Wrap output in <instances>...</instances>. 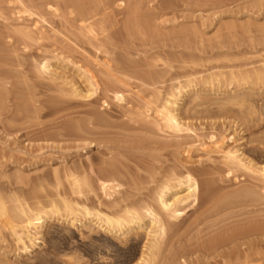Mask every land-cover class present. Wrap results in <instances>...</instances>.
<instances>
[{
  "label": "rangeland",
  "instance_id": "obj_1",
  "mask_svg": "<svg viewBox=\"0 0 264 264\" xmlns=\"http://www.w3.org/2000/svg\"><path fill=\"white\" fill-rule=\"evenodd\" d=\"M263 165L264 0H0V264H264ZM23 207L53 216L19 241Z\"/></svg>",
  "mask_w": 264,
  "mask_h": 264
},
{
  "label": "bare ground",
  "instance_id": "obj_2",
  "mask_svg": "<svg viewBox=\"0 0 264 264\" xmlns=\"http://www.w3.org/2000/svg\"><path fill=\"white\" fill-rule=\"evenodd\" d=\"M49 62V61H48ZM47 62V60H45V61H43L42 63H41V65L39 66V68L42 70V72H45V70H47V69H49L50 68V64ZM257 75H258V73H256V78H257ZM259 76V79L261 78L260 77V74L258 75ZM261 76H262V74H261ZM263 78V77H262ZM261 78V79H262ZM258 79V78H257ZM89 84H91L90 86H94V83L91 81ZM93 88H90L89 90L90 91H88V93H86V94H84L83 93V95H85L84 97H89V95H90V92H91V90H92ZM77 95H79V92L78 93H76ZM82 94V93H81ZM82 96V95H81ZM117 98L119 99V100H122V99H124L123 98V94H118L117 95ZM166 102V101H165ZM166 104V103H165ZM163 105V108L162 109H164L163 110V113L164 114H162L163 115V119L167 122V125L169 126V127H171L172 129H175V130H179L180 128H181V126H183V125H181V123H180V121H179V116H178V114H177V112H176V109L173 107V105L172 104H174V102L172 101L171 102V100H167V104L166 105ZM216 142V141H215ZM220 141H217L215 144L218 146L219 145V148H220ZM230 149H233V148H230ZM230 149H228V151H227V156H228V158H230V159H232L234 162H236L238 165H243V166H245L246 168H248L249 166L247 165L248 164V159L246 158L245 159V156H244V158L242 157H239L238 155H240V154H238L237 153V151H238V149H233V150H230ZM238 154V155H237ZM243 159H245V160H247V161H245V160H243ZM250 161H252V160H250ZM247 162V163H246ZM250 164L249 165H251L253 162H249ZM254 165V164H253ZM251 167H254V168H252V169H256L257 167H256V165H254V166H252L251 165ZM251 167H249V168H251ZM256 167V168H255ZM249 168H248V170H249ZM261 167H259V169H260ZM251 169V171H253ZM261 170L264 172V165L262 166V168H261ZM254 172V171H253ZM258 172V171H257ZM263 175H264V173H263ZM74 177V176H73ZM76 177V176H75ZM78 179V178H77ZM80 181H82V180H80ZM80 181H79V179L77 180V183L78 184H75V185H77V186H80V188H77V189H81V187L82 186H84V185H80ZM185 182V186H186V188L184 189L185 191H184V193L182 192V193H178V194H176L175 196H174V198L173 199H166L165 198V191L163 190V192L162 193H159L160 195H159V199H160V202H161V204H162V206H163V208H164V210L165 211H167V213H169V215L171 216V217H174V218H176V217H178V215H180L181 214V208H179V206H180V204H182V203H185V202H187L188 200H190L191 198H193V197H197L196 195H197V193H198V188H199V185H198V181L196 180V178L191 174V173H188L187 174V176H186V178H185V180H184ZM82 184H84V180H83V183ZM181 184H183L182 182H181ZM105 185V184H104ZM165 186H168V185H165ZM166 187H164V189H165ZM75 190H76V188H74ZM162 189V188H161ZM78 190H76V192H77ZM82 190H80L79 192H81ZM160 191H162V190H160ZM165 192V193H164ZM82 193H83V191H82ZM165 194V195H164ZM5 200V199H4ZM67 199H64V201H63V203H65V206H66V210H67V208L68 209H70V211H71V213H73V211H74V208H72L71 206H73V205H70V202H68V201H66ZM18 201V200H17ZM21 204V203H20ZM52 204H53V202H52ZM19 205V204H18ZM24 206V205H23ZM150 206V205H149ZM19 207V206H18ZM21 207V206H20ZM19 207V208H20ZM57 207H59V206H57L56 205V202H54V204L52 205V208H51V211L54 213V211H55V209L57 208ZM27 208V207H26ZM45 208V209H44ZM43 209H40V210H37L38 208H36V210H34V211H32V208H31V210H30V208H29V212H27L26 211V209L23 207L22 209H20L21 211H20V213L22 212V213H24V214H22V215H24V217H23V221H22V223L23 224H20L21 223V221H19L20 223L18 224V223H16L13 219L12 220H10V222H3L2 223V226L4 225V226H6V225H10V227H11V229H13L14 231H15V234L17 235V240H19V241H24L23 239H24V237L26 236V237H29L30 238V235L32 234L31 233V229H30V227H35V228H40V227H43L44 226V224H45V222L47 221V219L48 218H51L53 215H51V213L48 211V208H49V206H48V208L46 209V207H44ZM146 208V207H145ZM28 209V208H27ZM86 209H88V208H86ZM130 209V208H129ZM183 209V208H182ZM57 210L58 211H60V209L59 208H57ZM85 210V209H84ZM133 209H131V210H128V209H126V211L125 212H127L129 215H127L126 214V216L127 217H125V214L123 215L122 214V216L121 215H117V216H115V217H112V216H108V215H105V214H102L101 216H102V219L100 218V222H104L106 225H107V230L108 231H110V232H113V231H117V230H124L127 226V228H131V224L133 223H136V222H139V223H141V221H142V219L144 218V216H143V214H142V216H141V212L139 213V215H138V212H137V210L138 209H136V210H134V211H132ZM31 211V212H30ZM57 211V212H58ZM77 211V210H76ZM75 211V212H76ZM86 211V210H85ZM88 211V210H87ZM90 211V210H89ZM156 211H158L159 212V210H156ZM155 211V208H153L152 206H150V207H148L147 206V212H148V214L152 217V219H151V221H152V223L153 224H155L157 227L156 228H158V229H156L155 228V230H153L152 228H154V225L150 228V229H152V230H150L151 232L152 231H161L164 227H166V226H164L163 224L164 223H161V221H162V219H161V221L159 220L160 218H159V215H158V213ZM8 212V210H7V208H6V206L4 205V201H3V199L0 197V217H2L3 215H5L6 213ZM86 213H91V212H86ZM70 214V213H69ZM68 214V215H69ZM77 214V213H76ZM75 214V215H76ZM98 214V213H97ZM99 214H101V213H99ZM58 215H59V213H58ZM103 215H105V216H103ZM100 216V217H101ZM124 216V217H123ZM22 217H21V219H22ZM99 217V216H98ZM159 218V219H158ZM144 220V219H143ZM73 222V221H72ZM145 222V221H144ZM163 222H165V221H163ZM138 224V223H137ZM144 223H142V225H143ZM103 225V224H102ZM141 226V225H140ZM164 226V227H163ZM133 227V226H132ZM17 228L19 229V230H17ZM106 228V227H105ZM124 228V229H123ZM1 229V228H0ZM165 230V229H164ZM13 231V232H14ZM150 231H148V232H150ZM150 232V233H151ZM14 234V235H15ZM157 234H159V232H157L156 233V236H157ZM148 235L150 236V234L148 233ZM155 235V234H154ZM152 236V238L154 237H156V236ZM159 236V235H158ZM158 236L156 237V238H158ZM149 238H151V237H149ZM155 238V239H156ZM160 238V237H159ZM159 238L158 239H156V240H159ZM154 240V239H153ZM155 240L153 241V243H151V242H149V243H151L150 245H152V244H154V246H155V248L154 249H156V245H157V243H156V245H155ZM157 242V241H156ZM150 245H145V246H148V248L150 247ZM154 246H152V248L150 247V249H153V247ZM158 247H159V245H158ZM157 247V248H158ZM26 248V247H25ZM147 248V249H148ZM148 250L149 252L151 251V250ZM146 252V251H145ZM152 252H154V250H152L151 251V253ZM155 253V252H154ZM148 254V253H147ZM154 254L152 253V256H153ZM145 256H149L150 257V254L149 255H145V253H144V255H141V258H142V260H143V262H142V260L141 261H138L137 262V264H148V262H149V264H150V258L152 257H148L147 259H143V257H145ZM154 257H155V255H154ZM152 259H154L153 257H152ZM147 260H149V261H147ZM140 262V263H139ZM151 264H152V262H151Z\"/></svg>",
  "mask_w": 264,
  "mask_h": 264
}]
</instances>
